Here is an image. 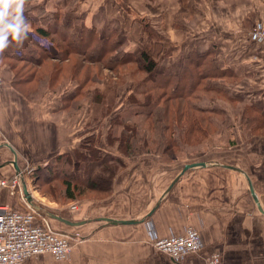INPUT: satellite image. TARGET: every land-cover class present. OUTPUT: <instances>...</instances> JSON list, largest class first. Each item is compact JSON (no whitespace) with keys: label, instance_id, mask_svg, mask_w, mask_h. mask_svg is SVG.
<instances>
[{"label":"rangeland","instance_id":"374dc122","mask_svg":"<svg viewBox=\"0 0 264 264\" xmlns=\"http://www.w3.org/2000/svg\"><path fill=\"white\" fill-rule=\"evenodd\" d=\"M61 1L64 0H0V54L3 53L1 45L5 42L8 44L22 37L27 41L29 34L52 55L41 63L28 60L29 52H25L26 59H19L22 55L18 53H14L13 57L2 56L0 72H5L11 85L30 101L31 107L34 101L36 107L41 106L48 113L75 103L77 109L72 113L78 115V121L73 118V125L76 122L82 124L84 131L78 132L85 134L75 149L62 153L67 157H62V154L49 157L41 176L30 175L33 169L41 167L39 165L30 168L27 176H23L33 200L45 213L49 211L70 220H79L89 213L82 211L85 206L106 201L115 191L116 176H171L188 162H209L208 167L219 172L215 176L230 172L236 176H245L246 173L255 180L264 177V116L259 117L260 112H264V105L258 106L261 110L257 109V103L262 104L261 98L252 101L245 96V92L229 91V84L240 81V78L208 76L202 79L190 98H166L160 94L163 99L160 97L151 108V115L146 114L148 107H141L143 113H134L140 107L132 102L133 98L129 95L135 87L140 89L139 83H149L141 69L144 60L141 51L158 50L154 55L155 67L152 70L156 72L157 64L164 62L161 58L179 54L180 47L167 42L144 20L141 37L132 42L126 35L124 38L118 37L117 31L109 27L100 29L89 25L81 33V28L87 25L75 24L72 20L73 38L69 37L70 34L65 38L60 31L53 33L52 40L35 34V26L55 28L58 18L63 22L66 12L78 8L85 0H65L64 5H61ZM109 1H114L120 6V11H124L122 0ZM129 14L128 11L125 13ZM96 35L101 38H96ZM62 37L66 41L72 39L73 44L79 46L93 38L94 43L87 47L86 54L98 56L101 61L89 60L77 52L70 53ZM123 56L124 60L130 58L129 61L120 62ZM175 64L178 67L171 72L177 74L182 66L181 59L171 66ZM191 104L198 109L211 111L210 115H206V111H194ZM122 109H130V112L116 118L115 115ZM210 118L214 126L208 123L207 119ZM126 119L130 120L131 125L134 123L138 131L134 148L131 142L126 143L128 139L120 140L121 124ZM194 119L196 129L190 127ZM28 158L25 157L26 163L31 164ZM221 164L234 165L244 173ZM103 167L111 169L104 174L108 179L106 182L112 176L111 182L100 184L99 189L87 187L85 178L101 174ZM65 182L70 184L72 198L67 197ZM109 183L111 188H108ZM18 185L13 186L14 191L9 196L27 205L24 195L20 199ZM71 205H76L78 209L73 210ZM49 223L71 237V242H76L70 253L76 249L79 253L89 250L87 246L91 245L90 241L81 242L80 233L75 234L71 225L51 217ZM146 240L147 248L152 253L155 248L150 239ZM41 256L28 258L21 263L34 262Z\"/></svg>","mask_w":264,"mask_h":264},{"label":"crops","instance_id":"0c3cea01","mask_svg":"<svg viewBox=\"0 0 264 264\" xmlns=\"http://www.w3.org/2000/svg\"><path fill=\"white\" fill-rule=\"evenodd\" d=\"M122 2L125 12L114 1L85 0L66 12L63 22L109 27L130 42L141 37L143 20L149 22L167 42L180 47L179 54L161 58L164 62L157 64L156 71H175L178 66L171 64L180 59L183 63L191 50L202 53L210 49L216 67H228L241 79L230 83L229 91L245 92L252 101L259 97L262 104L257 105H264V46L249 36L253 26L264 25V0ZM127 11L129 15H125ZM11 86L5 72H0V179L14 173L10 164H4L13 159L8 146L27 176L30 168L47 165L49 157L75 149L85 135L78 132L83 130L82 124L73 125L78 117L75 103L46 113L34 101L31 107ZM25 157L31 158V164ZM217 173L208 165L188 168L166 192L177 172L171 176H116L115 191L109 198L85 206L82 211L89 213L79 219L85 222L71 225L75 234L80 233L81 242L90 241L89 250L79 253L76 249L62 262L40 254L34 262L23 264H205L204 258L213 251L220 253L223 264H264V213L257 208L247 183L249 179L264 210V177L255 180L230 172L215 176ZM0 202L21 210L27 207L21 200H13L2 186ZM187 226L201 232L205 245L200 252L189 253L181 261L155 249L149 252L145 240L152 232L158 237L174 236Z\"/></svg>","mask_w":264,"mask_h":264},{"label":"trees","instance_id":"16d2710c","mask_svg":"<svg viewBox=\"0 0 264 264\" xmlns=\"http://www.w3.org/2000/svg\"><path fill=\"white\" fill-rule=\"evenodd\" d=\"M55 19H56V17H55ZM70 25H71L70 21L61 22V20L58 18V22H57L55 28L35 26L34 32H35V34H38L39 36L50 38L51 40H52L53 33L57 34V33H59V31L64 33L63 36H66L65 38H68L67 36L69 34H70L69 37L73 38V37H75V35H74L75 33H74V30L73 31L71 30ZM64 28H66L65 31H64ZM84 28H89V26L82 27L81 33H82V31H84L83 30ZM96 38L100 39L101 37H98L96 35ZM61 39L65 42V47H66V49L69 50L70 53L71 52H77L83 56H87L88 57L87 59H89V60L92 59V60H96V61H101V58L98 56L93 57L92 55L86 54L85 50L87 49V47H90L92 42L94 43L93 38L89 39L88 41L83 42V44H81L82 46H79L80 44H76V45L73 44L72 39H69V41H66V39H64V37H62ZM1 47L3 48V53L0 54V57H2V56L13 57L14 53H18V54L22 55L21 58H19V59H26V56H24V55H26L25 52H29L30 55L28 56V60H31V61L33 60L35 63H41L45 59H47L49 56L50 57L52 56L44 46L35 42L31 38V36H29V34L27 36V41L22 37V38H20V40H14L13 42H9L8 44H6V42H5L3 45H1ZM157 51L152 50V51L148 52L146 50H143L140 53L142 58L144 59L142 62L143 65H141V69H142V71H144L145 79L149 83L147 85L144 84L145 86L143 85V83H139L140 89L138 87H135V89L131 91L129 96L131 98H133L132 102L134 101V104H136L137 106L140 107V108H136L138 110H135L134 113H139V114L143 113V110L141 109V107H148V111L146 112V114L151 115V113H152L151 108L158 102V99L160 97H162L163 95H165L166 98H182V99L190 98L191 94L194 93V91L200 85L202 79L205 77H208V76L212 77L213 76V77H220L221 79L222 78L223 79H226V78L232 79V78L236 77V75L234 74V72L230 68H228V67H223V68L216 67L213 64V52L210 49L206 50L202 53H198L195 50H191V52L188 54V56L183 59L181 69L177 74H174V72H171V71H156V72H154V71H152L155 67V56L154 55L156 54ZM129 59L130 58H125V60H124V56H123L122 58L119 59V61L125 62V61H129ZM227 72H229L230 74L228 75ZM141 86H142V88H141ZM157 90H160L161 92L157 93ZM160 94H163V95L161 96ZM141 97L143 100H141ZM166 98H164V99H166ZM162 99H163V97H162ZM135 100H139V102H136ZM190 107L194 111H197V112L200 111V112L204 113V111H206L208 113L206 115H210V113H211V111L198 109V108L194 107L193 104H191ZM255 107L257 109H260L259 108L260 106L258 107V105ZM129 112H130V109H127V110L122 109L115 116H116V118H118L119 115H123L124 113H129ZM263 116H264V112L261 111L259 117L262 118ZM114 117H113V119H114ZM209 117H211V116H209ZM207 121H208V123H210V125H212V126L215 125V123L212 122L211 118H210V120L207 119ZM248 122H250V121H248ZM192 123H193V125H190V127H193L196 129L195 119L192 121ZM121 125H122L123 129L120 131V140H122V138H123V141H125V139H128V140H126V143L128 144V141L131 142L132 143L131 147L134 148V146H135L134 143L138 139V136H137L138 131L136 129L135 124L133 123L131 125L130 120L126 119L123 121V123ZM118 140H119V138H118ZM120 143H121V141H120ZM120 147H121V145H120ZM59 155H61V154H59ZM62 157L65 158V157H67V155L64 156L62 154ZM42 171H44V168L36 167L35 169H33L30 172V175L31 176H41L43 173ZM101 171H102L101 174H96L95 176H93V178L91 176H87L85 178V184L87 185V187H90L92 189H99V187H101L99 185L100 184L103 185V183L106 182L107 178H105V177H107V176H104V174L106 172H110L111 169L109 167H107V168L103 167V169H101ZM109 178H110V181H107V182H111L112 176H109ZM94 180H95V182H94ZM110 184L111 183H109L108 188H111L112 185L110 186ZM65 185H66L67 197L72 198L73 194L70 191L69 182H67V183L65 182Z\"/></svg>","mask_w":264,"mask_h":264},{"label":"built area","instance_id":"2783aa9c","mask_svg":"<svg viewBox=\"0 0 264 264\" xmlns=\"http://www.w3.org/2000/svg\"><path fill=\"white\" fill-rule=\"evenodd\" d=\"M249 36L251 40L264 45V25L253 26ZM21 174L24 176L23 171ZM18 176L13 173L10 178H1L0 186L12 194L13 186L19 184V196L23 199ZM26 206L21 210L0 202V264H20L40 254H50L54 260L66 259L75 244L71 242V237L54 229L44 211H37L29 204ZM70 207L78 209L76 205ZM150 240L155 249L173 261H181L189 253L200 252L205 245L201 232L192 226H187L181 234L174 236L158 237L152 232ZM204 262L223 264L217 251L209 253Z\"/></svg>","mask_w":264,"mask_h":264},{"label":"water","instance_id":"95a60500","mask_svg":"<svg viewBox=\"0 0 264 264\" xmlns=\"http://www.w3.org/2000/svg\"><path fill=\"white\" fill-rule=\"evenodd\" d=\"M11 150V152L13 153V159L10 160V161H7L5 162L4 164H10L13 169H14V173L19 175V181L21 182V186H22V192H23V195L25 197V200L26 202L32 207L34 208L35 210L37 211H45L43 210L42 208L39 207V205L33 200L32 196H31V193L29 192V190L27 189V184L25 183L24 181V178H23V175L21 174V169L19 168V166L17 165V161H16V155H15V151L10 147L8 146ZM209 162L207 161H195V162H188V163H185L181 170L177 173V175L173 178V180L171 181V183L167 186V188L164 190V192H166L169 187L173 184V182L178 178V176H180L185 170H187L188 168H191V167H194V166H206L208 165ZM222 166L224 167H227V168H230V169H233V170H236L240 173H244L240 168L234 166V165H231V164H221ZM245 176L246 173H244ZM247 178V177H246ZM248 179V178H247ZM248 189H249V192L250 194L252 195L253 199L255 200L256 202V205H257V208L262 212L264 213V210L259 206V204L257 203V197L253 191V187H252V184H251V181L248 179ZM164 194V193H163ZM159 202H156V204L153 206V208L151 210H153L157 205H158ZM46 214L51 217V218H54V219H57L65 224H68V225H79V224H82L85 222V220H70V219H67L66 217H63V216H60L56 213H52V212H46ZM106 221H109V222H123V223H130V222H135L134 219H129V220H115V219H112V218H104ZM143 220V219H142Z\"/></svg>","mask_w":264,"mask_h":264}]
</instances>
